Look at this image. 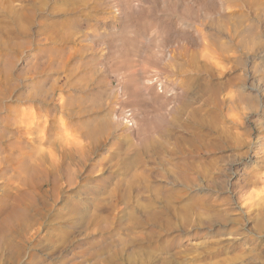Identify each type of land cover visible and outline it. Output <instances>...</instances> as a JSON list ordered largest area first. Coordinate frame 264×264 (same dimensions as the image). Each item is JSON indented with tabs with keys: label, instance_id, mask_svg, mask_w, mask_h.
Wrapping results in <instances>:
<instances>
[{
	"label": "rangeland",
	"instance_id": "1",
	"mask_svg": "<svg viewBox=\"0 0 264 264\" xmlns=\"http://www.w3.org/2000/svg\"><path fill=\"white\" fill-rule=\"evenodd\" d=\"M0 66V207L62 170L18 264H264V0H0Z\"/></svg>",
	"mask_w": 264,
	"mask_h": 264
},
{
	"label": "bare ground",
	"instance_id": "2",
	"mask_svg": "<svg viewBox=\"0 0 264 264\" xmlns=\"http://www.w3.org/2000/svg\"><path fill=\"white\" fill-rule=\"evenodd\" d=\"M0 74H1V66H0ZM159 82L162 84L159 85L158 84ZM146 84L154 86L159 93H163V94L165 93L166 80L161 75H155L153 76V78L151 77ZM0 86H1V81H0ZM238 98L239 100L241 99V97ZM1 99L2 98L0 92V102H2ZM1 106L2 105L0 103V107ZM118 118L119 121H121L120 116ZM136 125H137V118H136ZM44 136H46V134H44ZM145 149L149 151L148 148ZM26 157L27 160L21 163V167L19 171V179L23 180V182H21L19 185V187L21 188L8 193L7 197L9 201L3 203L2 206L0 207L1 209L0 214L5 213L4 220L2 221L3 228H2V243L0 244V255L4 256L5 261L8 264H18V260L20 259L21 255L24 253V247H25L23 241L24 238L22 239L23 235L21 237L20 234H26L29 231V229L32 227L33 219H35L36 221L39 220L44 221L49 216V212L51 211V209H53L56 199L62 193L60 186V181L62 179V175H61L62 170L58 167L54 168L53 165L50 164L49 158L43 152V150L36 149L35 151H32L31 154H28ZM28 183L34 185V188L30 189V187H28V189H26L25 186H27ZM48 185L51 187L52 191L50 190V192L48 191L43 192L44 188ZM61 217H62L61 213H58L53 217V219L56 222V220L60 219ZM15 221H17L16 222L17 224L13 225L12 223H15ZM8 223H11V225H8ZM17 225L20 226L19 227L20 229L19 228L17 229L16 227ZM18 237L21 238H19L20 240L17 241Z\"/></svg>",
	"mask_w": 264,
	"mask_h": 264
},
{
	"label": "clouds",
	"instance_id": "3",
	"mask_svg": "<svg viewBox=\"0 0 264 264\" xmlns=\"http://www.w3.org/2000/svg\"><path fill=\"white\" fill-rule=\"evenodd\" d=\"M66 135H71L66 133ZM240 200L244 207H259L264 205V172L252 177L250 186L240 194Z\"/></svg>",
	"mask_w": 264,
	"mask_h": 264
},
{
	"label": "built area",
	"instance_id": "4",
	"mask_svg": "<svg viewBox=\"0 0 264 264\" xmlns=\"http://www.w3.org/2000/svg\"><path fill=\"white\" fill-rule=\"evenodd\" d=\"M159 85L162 83H158ZM163 87V85H162ZM161 88V87H160ZM159 88V89H160ZM164 90V88H163ZM162 91V90H161ZM120 119L127 128H134L136 126V116L131 108H126L120 113Z\"/></svg>",
	"mask_w": 264,
	"mask_h": 264
}]
</instances>
